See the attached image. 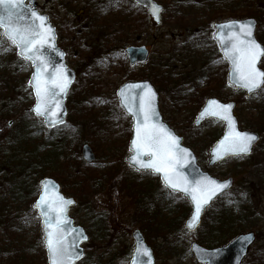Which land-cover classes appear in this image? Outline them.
<instances>
[{
    "label": "rangeland",
    "instance_id": "1",
    "mask_svg": "<svg viewBox=\"0 0 264 264\" xmlns=\"http://www.w3.org/2000/svg\"><path fill=\"white\" fill-rule=\"evenodd\" d=\"M35 1H37L39 11L49 15L51 24L55 26L56 35H58V46L64 50L66 65L75 71L76 79L72 83L66 97L67 121L63 125L65 128H59L60 131L53 129L52 134L42 131L45 137L52 141V143L47 146L45 145L38 151V154H33V160L36 163H40L44 156L49 157L56 153L62 160L59 163L54 162L55 166L53 170L55 173L62 175L69 174L70 167V170H79V173H82L87 181L93 180L90 178V175H98L97 182L100 185L97 192H82L80 198L79 193H76L74 189L78 184H74L69 178L67 181L62 178L64 187L60 178L53 177L62 185L65 195L72 196L77 200V206L71 209L70 216L74 218L75 224L83 226L88 236H90L88 244H84L83 246L85 247V255L78 264H128L134 245L127 230L135 228L142 230L141 227L144 226L145 220H139L143 217L139 210H141L142 206L148 207L147 212L151 216L154 211V205L149 209V201L151 199L161 201L160 205L162 209L166 205L173 206L174 202L186 209L184 217L181 219L182 224L176 221L184 213L178 207L173 206V213L164 211L159 216V218L164 216L171 220L174 219L175 223L171 226L173 227L171 231H161L166 227L164 223L160 225L161 227L157 225V227L162 228L160 230L161 235L155 231H151V229L148 230L150 245L152 248L158 250L155 264H200L196 263L192 253L189 252L191 241L198 242L205 248L213 247L208 246L207 243L200 242L199 238L206 235L203 224L216 211L218 206L226 203V201H230V196L226 195L215 201L214 205L205 213L202 218V224L194 234L184 231L183 228L181 229L184 218L190 212L188 211L189 208L186 205V201L174 200L168 197V194L158 186L156 176L151 174L148 176L143 174L137 175L126 165L124 159L128 155L126 145L129 140L128 128L130 124L127 128L126 118L122 115V110L118 106L114 94L119 85L125 81L149 80L158 92L160 112L164 121L179 136H184L186 146L193 149L196 157H198L199 164L201 166L206 165L208 159L207 151L211 147V144L204 146V144L201 145V141L206 136L212 135V133H215L217 139L221 134L222 124L212 121L202 124L199 129L193 128L191 122L196 110L188 107V105L177 110L175 103L178 99H173L170 92H166L165 90L160 91L158 86L152 82L150 71L152 69L155 72L158 71L161 66L160 61L162 63L169 62L170 73H174L175 75V82H171L174 88L184 85L185 88L192 89L197 84L195 74L208 63L202 58L214 52L212 49L213 39H210L208 33L211 20L204 22L202 18H199L198 21L201 20L200 25H192L185 30L182 27L174 25L172 20H170V17L175 16V9H178L179 14L182 16H192L196 13L195 9L198 10L197 12L203 13L206 8L215 9L216 7H221L225 10L228 8L226 12L235 10L243 14L244 9L252 6V10L256 12L257 17L255 15H251L250 17L258 21L255 36L264 46V41L261 38L262 32L260 33L261 29L264 28V0H157L164 10L161 18L162 23L159 26L153 25L146 15L143 16L142 20V11H139L136 5H132L131 8L129 4L130 0H113L121 6V9L118 6V10L122 14L118 13L115 15L120 20L118 22L122 24L124 14H126L127 18L131 17V22L134 21V24L132 22L128 30H133V26L137 27L131 34L119 36H116L112 32L111 25L97 22L94 14L91 16V13L90 15L88 13L91 7L96 6L97 8L94 12L101 17L103 13L98 14L100 7L103 2L108 4L111 0ZM179 1H181L182 5H178L176 8L175 3ZM185 3L188 5L183 7ZM92 17L94 25L91 29H88L87 27ZM109 18L111 19L112 15ZM229 18L242 19L247 18V16H239V18L225 16L222 20H228ZM137 21L139 22L138 25L136 24ZM82 28L85 29V33L78 32ZM70 39L73 46L69 43ZM7 42L0 43V91L3 92V97L0 98V122H2L0 123V132L4 128H15L17 125L16 120L20 118L19 114L24 113L23 109L26 106L29 109L34 102L30 87L27 85L31 73L30 64L18 57L12 59L10 53L15 48ZM121 43L123 47L117 48ZM83 45L88 49L87 52L80 50ZM129 45H145L150 53L148 62L131 67L126 59L123 60L121 53L124 47ZM89 55L93 56L96 60L95 65L98 67L95 70L91 69V66H83ZM117 56L119 57V62H117ZM202 60L204 61L203 63ZM260 67L264 69V59ZM83 79L101 82V92H87L84 85L82 86L83 90L80 92L82 96L77 103L81 104L85 102L86 106L83 109L76 107V109L83 111L78 118L74 116L77 112L73 114L72 97L74 87L80 86ZM171 88H173L172 85ZM205 90L206 85L202 84L198 92ZM262 90V92L256 95L245 98L246 100L243 102L238 101L240 97H244L243 92H240L238 96L237 93L231 92V88L229 89V87L222 90L224 95L228 97L225 101L233 100L238 103L235 113L241 129H250L248 128L250 123L245 117L244 111L253 110L264 99V87ZM83 93H85V96H83ZM207 93L208 95L205 98L211 96L220 98V93L212 89L207 90ZM71 94L72 101L69 99ZM22 99L26 106L23 105L20 112L12 109L15 107L14 103ZM9 113L10 116L7 117L6 115ZM84 114L87 116L82 119V115ZM21 123L22 125H30L32 121L24 117L21 119ZM68 128H72V134L75 128L77 135L80 137L75 136L66 146L64 145V147L60 148L61 146H58V138L60 136H67ZM197 130L200 131L198 132L201 136L199 146L202 148H195L187 143V139L195 135ZM261 131L263 138L259 145L255 147L251 156L235 161L227 160L210 169L213 177L215 176L222 180L227 177H233L235 181L233 190H236L238 184L245 189L251 205L257 208L253 221H250V227L245 229L246 231L249 228L254 229L258 233L259 231L264 233V185L263 181L260 180L262 173H258L263 172L262 166L264 165V130ZM6 134H0V214L4 210V213L7 211L5 214L8 213L12 216H9V221L5 216H0V264H16L17 261H22L24 264L20 256L23 257L28 254L30 247L31 249L38 248L36 231H38L41 248L43 249L39 217L33 207L37 197L34 191L35 185L33 184L35 180L38 183L39 178L35 177L32 173L25 180L31 186L30 192L34 191L35 195L31 193L29 196L26 192H23L22 197L24 200L20 204L15 203L16 201L14 200L13 202L10 201L13 197H11L12 194L8 189L12 193L13 191L18 192L12 184L15 178L18 177L14 168L24 158L26 150L21 148L19 152L15 151L19 155L20 161H12L14 163L9 166L7 159L3 158V154L7 152L8 155L10 152V144L13 138ZM41 140L38 139L37 142L41 144ZM84 143L89 144L95 152L96 162L93 164L85 165L81 162L79 149ZM105 162L108 164V171H103ZM84 203L88 205L86 206ZM159 218L157 217L152 222L157 224ZM149 240L146 234L147 243H149ZM261 250H264V241L257 243L252 248L251 257L249 256L245 259L243 264H255L252 260V255ZM17 253L23 255L17 256ZM37 255L38 253L36 252L35 254L28 255V260L34 259ZM43 255L45 256V251Z\"/></svg>",
    "mask_w": 264,
    "mask_h": 264
},
{
    "label": "water",
    "instance_id": "2",
    "mask_svg": "<svg viewBox=\"0 0 264 264\" xmlns=\"http://www.w3.org/2000/svg\"><path fill=\"white\" fill-rule=\"evenodd\" d=\"M137 5L140 7L144 8L147 10V13L150 17V19L153 21V23L159 25L161 23V14L163 12V8L161 5L157 3L156 0H134ZM37 2L34 0H22V13L25 16V20L21 21V23H27V24H32L35 22L37 25L40 24V21L36 20L34 17H31V11H35L39 16L46 17L45 26H48L51 28V32L48 33L45 37V43L41 45H37V48L39 49L38 52H36V55L43 57L47 61V67L43 69L40 72V83L41 87H47L54 91L55 96L52 101V112L54 115L50 116H37L35 112L33 111L34 106L37 103V96L35 93V83L30 84L29 81L32 80L34 72H36V67L33 64V61L30 59H25L24 56L19 55V49L14 45L16 48V54L18 55L19 58L25 59L30 62V69L31 73L29 75V80H28V86L32 90V95H33V100L34 103L30 107L29 111H31L36 117L42 119L44 122V125L47 129L56 128L62 126L66 122V96L68 92L70 91V87L72 83L75 81V72L72 69H69L66 66L65 63V53L64 51L57 46V36L55 32V27L51 25L49 21V16L45 14H41L37 10ZM156 6H158V15H153V11L156 10ZM15 11V10H14ZM0 15H6L4 10L0 8ZM229 21H235V20H229ZM239 21H244L248 22L251 21L254 24V27L252 29L253 32V37L255 40L258 42L257 38L255 37V30H256V20L252 17L242 19ZM227 22H218L213 24V29H215V33L213 34V39L216 41L218 44V49L220 50L221 57L223 60H225L227 64V76H226V81L228 86H233L234 89L244 91L246 97L251 96L257 92H259L261 89H258L252 93H249L245 88L240 87L238 84L235 83V79L238 78L237 75L233 72V65L230 60L225 58L224 55V50L222 48V44H227V29H221L220 26L226 24ZM0 30L2 31V35L4 38H6L8 41H10L7 36L5 35L6 33V27H0ZM43 31V29H41ZM215 36V38H214ZM11 42V41H10ZM260 44V43H259ZM262 48L264 46L260 44ZM125 54L127 55L128 62L131 66H135L136 64H145V62L148 60L149 53L144 46H130L126 47L124 50ZM264 57V54H262L259 59L256 62V67L260 71H264V69H261L259 67L260 63L262 62V59ZM66 85L64 91L60 90V87L58 85ZM151 89L152 93L154 95L152 96V106L154 110L158 113V116L155 121H152L150 123H157L162 124L165 126V128L170 131L175 137H178L179 140L177 141L181 149H186L187 151L183 153L182 156H179L177 162H176V170L177 172L187 179L189 182L190 187L196 186L193 184L194 181H200L201 184L199 185L203 192L202 194L204 196H211V199L208 201V205H205L202 207L201 212L199 213L198 221L195 223L194 227L189 230L186 228V224L189 219L193 216L195 212V203L192 201L191 195H186L182 191H176L173 192L170 188H165L163 180H162V173H155L152 170H143L141 169L140 171H137V166L134 165V161L130 159L131 156L135 154V151L130 149L132 148V140L136 138V131H135V126H136V119L133 117L131 112H128L126 108L123 106L121 103L122 97H121V92L124 93V95L127 96H135L136 97V103L133 108V111H139V97L140 96H147L148 95V89ZM115 96L118 99V104L122 108V111L125 116L130 118L131 124V133L127 145V149L129 151L128 156L125 158L126 163L128 167L130 166L133 170L137 172H151L152 174L156 175L160 182L162 183L163 187L170 191L171 193H175L181 197H185L189 204H190V214L186 217L184 220V230L190 233H194L195 230L199 227L201 224V218L205 214V211L207 208L211 206V204L216 200L217 197L224 195L225 192L230 191L233 188V178L228 177L225 178L224 180L219 179L218 177H213L208 171H205L200 165L198 164L197 157L195 156L193 150H191L189 147H186L183 145V137L178 136L175 131L167 125V123L163 120V116H161L160 111H159V95L158 92H156L155 87L153 84L150 83V81H126L124 84H122L115 92ZM216 101L218 102L217 104H211L210 101ZM59 103V107H56V103ZM226 104H231L232 108L230 109L232 117H234L235 121V128L240 131V132H248L250 134H253L254 136L257 137V139L253 142L251 146V151L246 154V155H241V156H235V155H227L224 156L223 158L216 159L214 158L216 156L217 151L223 147L220 144V141L224 139V136L228 133V122L225 121L222 117L220 116H212L208 113H205L204 115H201L202 112H204L205 108H208L210 111L212 110H219L218 105H226ZM236 108V103L235 102H223L219 101L215 97H209L204 101V104L201 106L200 110L196 113L195 117L193 118L192 125L195 128H200L201 124L206 122V121H212L215 120L217 122H220L223 124V130L221 133V136L213 143L212 147L208 150V162L207 166L208 167H213L217 163L223 162L225 159L228 158H235V157H246L249 156L255 147L256 143L260 140V134L257 132H253L250 130H240L239 123L237 120L236 115H234V110ZM48 120H53L55 121L53 124H49L47 121ZM11 124V123H10ZM10 126V125H9ZM81 156L82 160L85 163L91 164L95 160V155L94 152L91 150L88 144H85L81 147ZM179 155V154H178ZM139 159L142 160H149L151 157L143 152H141ZM206 180H212L216 181L217 184L213 185L210 183H206ZM40 186V191L39 194L37 195L38 197L36 198L34 202V208L37 211L38 217L40 218V224L43 232V238H44V248L46 249V259L48 264L49 262V253L48 250L45 246V215L44 211L48 212L49 217L52 218V224H53V233L55 238V234L59 233L60 235L63 236L65 243L71 244L73 240L75 241V248L77 253L79 254L77 258L73 259L72 264H77L80 262V260L83 259L84 256V247L81 246L83 243H88L89 237L86 235L84 227L80 225H74V219L69 216V210L70 208L76 206L75 200L72 197H67L63 195L61 192V186L60 184L50 178V177H44L39 181ZM217 185H220L221 187H217ZM214 193V194H213ZM41 194L44 195L45 197V204H44V211L41 210L40 206H37V201L40 199ZM201 193H197V195H200ZM61 198H63V202L61 201ZM67 201H72V203H66ZM59 207H64L66 211L64 212L63 215L59 216V223H57V212L56 209ZM131 237L133 239V245L134 248L132 250L131 254V260L129 264H155V255H153V251L146 244L144 235L138 230L134 229L131 232ZM83 237H87L84 239ZM255 242V233L253 231H250L249 233L246 234H239L237 237L232 239L228 244L223 245V246H218L217 248L214 249H205L203 248L200 244L197 242H192L189 250L193 254L196 262L202 263V264H242V260L249 254V248L250 246ZM140 249V251H137ZM143 249L148 250V254L146 255L143 251Z\"/></svg>",
    "mask_w": 264,
    "mask_h": 264
},
{
    "label": "trees",
    "instance_id": "3",
    "mask_svg": "<svg viewBox=\"0 0 264 264\" xmlns=\"http://www.w3.org/2000/svg\"><path fill=\"white\" fill-rule=\"evenodd\" d=\"M131 3H133V1H130ZM176 2L175 3V7L177 8L178 5H182V3ZM188 4H184V6H186ZM193 5V4H190ZM118 6L121 9V6L119 5L118 2H115L113 0H111L110 3H105L103 2L102 6L100 7V11L98 14L103 13L100 16L97 15V13H95L94 11H96V6L91 7L90 11H88L89 15L91 13V16L94 14L95 19L97 20V22H100L104 25H111L112 27V32L116 35H123V34H131V32L137 28L136 26H133V30H128V27L132 25V22L134 24V21L131 22V17L126 16V14H124V20H122V24L115 15L118 13H121L118 10ZM133 6H135V4L133 3ZM229 6V5H228ZM227 6V7H228ZM138 8V7H137ZM139 9V8H138ZM174 9V8H173ZM228 8H226V10L224 8L221 7H216L215 9H211V8H206V10L203 13L197 12L198 10L195 9V14L194 15H189V16H182L179 14V10L175 9V16L173 15V17H170V20H172V22L174 23V25L179 26L184 28L185 30L188 29L189 27H191L192 25L197 26V24L200 25L201 20L198 21L199 18H202L204 20V22H209V20H211V22L213 20H218V19H224L225 16L227 17H234V18H239L240 17H250L251 15H255L256 16V12L252 10V6H249L248 8L243 10V14H241L240 12H236L235 10H232L231 12H226ZM139 11H144L139 9ZM107 14H108V20H107ZM112 15V18L110 19L109 16ZM137 17V16H136ZM257 17V16H256ZM138 18V17H137ZM91 22L89 23V26L87 27L88 29H91V27L94 25L93 23V17L90 19ZM142 20H143V15H142ZM203 22V23H204ZM138 21L136 22V24L138 25ZM202 23V24H203ZM201 24V25H202ZM210 26V25H209ZM209 29V28H208ZM124 31V32H123ZM78 32L81 33H85V29L82 28L80 30H78ZM123 32V33H120ZM262 32V40L264 41V28L261 29L260 33ZM77 33V32H76ZM2 33L0 32V41L2 43H6V39L1 37ZM9 45L11 43H9V41L7 42ZM70 45H72V41L70 39ZM73 46V45H72ZM123 47L122 43L121 45L119 44V46L117 48ZM212 48L214 50L213 53L209 54V56L206 57L207 59V65L202 68L199 69L197 71V73L195 74V80H196V86H193L192 89L189 88L187 89V91L185 90V86L184 85H180L176 88H171V85H173L171 82H175V75L174 73H170L169 70V62L166 63H162L161 61L159 62L161 66L158 69V71L155 72L154 69H152L150 71V77L152 79V82L158 86V89L160 91L165 90L166 92H170L172 94L173 99H178V101H176L175 105L177 110H179L182 107H185L186 105H188V107H192V109L194 110H198L200 109L202 102L205 98L206 95H208L207 90H214L219 94L220 99H228L227 96L224 95V93L222 92V90L226 87V83L224 81L225 79V74H226V69H225V63L224 61L221 59L219 51L216 49L215 45L213 44ZM81 51L83 52H87L88 49L83 45L80 48ZM10 57H12V59H16V50L12 49V52L10 53ZM123 60L126 58L125 54L121 53ZM91 58V59H90ZM93 58V59H92ZM118 56H117V62H119L118 60ZM10 60V59H8ZM204 60V59H203ZM202 60V63L204 62ZM206 61V60H205ZM96 60L94 59L93 56L89 55L88 59H86V61L83 63V66H91V69L95 70L96 66L95 65ZM134 79V78H132ZM170 82V83H169ZM205 84L206 85V90L205 91H199L200 85ZM84 85L85 89L87 92H91V93H100L101 92V82H94L91 79L87 80V79H83L82 83L80 84V86L74 87V92H73V97L72 94L69 96L70 101H72L73 99V104H72V108L73 110V114L75 112H77L76 114H74L75 117L79 118V115L83 113L82 110L80 109H76V107H80L81 109H83V107L86 106V103L83 102L81 104H78L77 102L81 99L82 94L80 93L83 88L82 86ZM85 92V93H87ZM231 92H235L238 94V96L240 95V92L237 91H233L231 90ZM85 93H83V96H85ZM189 95V96H186ZM3 97V92L0 91V98ZM72 97V99H71ZM24 99V98H23ZM20 100L19 102L14 103L15 107H13L12 109H16L20 112V109L22 108V106H26L24 103V101ZM86 99V98H85ZM84 99V100H85ZM245 97H240L238 99V101H245ZM28 102V100H27ZM71 105V103H70ZM255 109V112H254ZM253 110H245L244 114L245 117L247 118L248 122L250 123L248 125V128L250 129H254L257 130L259 133H262L261 130H264V99L260 101V103H258L256 105V107ZM23 111H25L20 115V118L18 120H16L17 125L15 126V128L12 129H7L4 128L1 130L0 134H5L8 136H12L13 141L10 144V152L7 155V152H4L3 154V158L7 159L8 165L11 166L12 163L16 162L17 160L20 161L19 155L15 153V151H18L22 148L26 150V155L24 156V158H22L21 162L16 164V167L14 168L16 171V174L18 177L15 178V181L12 183L13 186L15 187L16 190H18V192H11L10 189H8L10 191V193L12 194L11 197L12 200H10L11 202L16 201L15 203L20 204L22 202V200H24V198L22 197L23 192H26L28 195L31 193H35L37 194L39 191V185L37 183V180L34 181L35 188L33 192H30V184L26 183L25 180L27 178V176H30V174H34L35 177L37 178H42L45 175L48 176H53V177H58L60 178V180L62 181L63 184V179H67L69 178L74 184H78V186L76 188H74L76 190V193H79V196L81 198V193L82 192H97L100 185L97 182V177L98 175L96 174H92L90 175L91 179H93L92 181H87L86 178L83 177L82 173H79V170H70L69 167V174H58L55 173V171L53 170L55 163L57 162L59 163V161H61L62 159L59 158L58 155H56V153L52 154L49 157H43V159H41L40 163H36V161L33 160L34 155L33 154H38V151H40L45 145L47 146L48 144H51L52 141H50L49 139H47L45 137V135L43 134L42 131H46L49 134H52L53 131H48L44 128L42 122L38 121L36 117L33 116V114L28 111V107L26 106L25 109H23ZM98 115V113H97ZM7 117L10 116V113L6 115ZM87 115L84 114L82 115V119H84ZM96 116V115H95ZM1 117H5V116H1ZM27 117V119H29L30 121H32V123L30 125L26 124V125H22L21 123V119ZM17 118V117H16ZM127 119V118H126ZM95 120V119H94ZM128 121V119H127ZM2 123V122H0ZM4 125V124H2ZM30 126V127H27ZM65 128V127H63ZM61 128V129H63ZM31 131V132H30ZM58 131H60V129H58ZM77 131L74 128V133L72 134V128H68V133L67 136H63V137H59V143L58 146L60 148L64 147V145L66 146V144L73 139L75 136H79L76 133ZM200 131H196L195 135L191 136V138L187 139V143H189L190 145L194 146L195 148H200L201 146L199 141L200 140V135L199 133ZM44 136V138H43ZM80 137V136H79ZM38 139H42L40 141L41 144H39L37 141ZM77 140V139H75ZM216 140V135L215 133L212 135H208L205 137L204 140L201 141V145L204 144L208 145V144H213V142ZM57 146V143H56ZM202 148V147H201ZM78 149V146H77ZM32 155V156H31ZM8 156V158H7ZM105 159V158H104ZM238 158L235 159H230L231 161H235ZM14 161V162H12ZM81 163V162H80ZM108 163V162H107ZM80 167V166H79ZM44 168H46L44 171ZM263 168V172H258V173H262L260 180L263 181V185H264V165L262 166ZM80 169V168H79ZM108 164L103 165V171H108ZM47 171V172H46ZM263 178V179H262ZM64 185V184H63ZM11 186V187H13ZM13 187V188H14ZM65 187V185H64ZM34 193V195H35ZM226 195H229V199L230 201H226V203L221 204L220 206H218V208H216V211H214L212 213V215L207 218V220L205 221V223L203 224L204 229L206 230V235H203L200 239V242L202 243H207L208 246H217V245H223L228 243V240L235 237L236 235H238V233L240 232H244L246 231L245 228L250 227V221H253V217L255 216V212L257 210V208H254L251 205V202L248 200L247 198V192H245V189L242 188L239 184L237 185L236 190H232L229 193H226ZM225 195V196H226ZM30 196V195H29ZM168 197H171L174 200H185L184 198L179 197L178 195H174V194H169L168 193ZM156 201H158V199H155ZM154 199H151L149 202V209L150 207H152V205H154V211L152 212V215L149 216L147 212L148 207L142 206L140 213L142 214L143 217H141L139 220H145V224L142 228L141 231H143V234H147V238L149 240V234H148V230L151 229V231H155L157 234L161 235L160 230L162 228L157 227V225H161L164 223V225H166V227H164L161 231L165 232V231H171V229H173L174 225V219L171 220L168 217H161L159 218V216L162 214V212L164 211H168L170 213H173L172 208L173 206L178 207L179 209H181V211H183L184 213L178 217V219H176L177 222H180V224H182V218L184 217V214L186 212V209L181 207L179 204H176L175 202L173 203V206L170 205H166L163 206V209L161 208V205L159 204L160 201H158V203H156ZM186 201V200H185ZM165 202V201H164ZM86 206L88 205L87 203ZM186 205H187V201H186ZM7 212V211H6ZM5 212V213H6ZM4 210L1 212L0 216H5V218L9 221L10 218L9 216H12L11 214H3ZM90 215V214H88ZM169 215V214H167ZM157 217L159 218V222L157 224H154L152 221L156 220ZM5 220V219H4ZM161 227V226H160ZM182 229V227H181ZM250 229V228H249ZM129 232V230H128ZM257 239H258V243L261 241H264V233L262 231H259L258 235H257ZM150 243V240H149ZM38 245L39 247L36 249H31V247L29 248L30 250L28 251V254H35L38 253L39 255V250H40V255H42L44 253V249L41 248V243L40 240L38 241ZM21 253H17V256H20ZM155 255H158V250H156L155 248ZM25 256H21L24 264H25V260L23 259ZM251 257V256H250ZM30 262L32 264H37V262L34 259H29ZM252 260L254 261L255 264H264V250H261L260 252H257L255 254L252 255ZM28 263V264H29ZM16 264H23L22 261H17ZM27 264V263H26ZM89 264V263H87Z\"/></svg>",
    "mask_w": 264,
    "mask_h": 264
},
{
    "label": "snow or ice",
    "instance_id": "4",
    "mask_svg": "<svg viewBox=\"0 0 264 264\" xmlns=\"http://www.w3.org/2000/svg\"><path fill=\"white\" fill-rule=\"evenodd\" d=\"M22 0H0V8L4 10L6 15H0V27H6L5 35L13 45L19 49V55L24 56L25 59L33 61L36 67L30 84L35 83V93L37 96V103L33 111L37 116H50L54 115L52 112V101L55 93L47 87H41L40 72L45 69L47 61L36 55L39 51L37 45L45 43V37L51 32V28L45 26L46 17L39 16L34 10L31 11V17L40 21L37 25L35 22L32 24L21 23L26 18L22 13ZM15 10V11H14ZM158 6L153 11V15H158ZM253 22L248 21H228L226 24L221 25V29H227V44H222L225 58L230 60L233 65V72L238 78L235 83L240 87L245 88L249 93L264 87V71H260L256 67V62L259 57L264 54V48L253 37L252 29ZM43 29V31H41ZM215 38V36H214ZM2 43V42H0ZM61 91H64L66 85H58ZM152 93L148 89L147 96L139 97V111H133L136 103L135 96H125L121 92V103L128 112H131L137 123L135 126L136 138L132 140V148L135 154L130 157L134 161L133 166H137V171L152 170L155 173H162V180L165 188H170L173 192L182 191L186 195H191L192 201L195 203V212L191 219L188 220L186 228L191 230L195 223L198 221L199 213L202 207L208 205L211 196H204L203 190L199 186L200 181H194L196 186L190 187L187 179L182 177L176 170V162L179 156L185 153L186 149H181L178 144V137H175L168 131L164 125L157 123H150L155 121L158 113L152 106ZM211 104H217L216 101H210ZM56 107H59L57 102ZM219 110L210 111L208 108L204 109L201 115L208 113L212 116H220L228 122V133L224 139L220 141L221 147L214 158L220 159L227 155L241 156L246 155L251 151L253 142L257 139L256 136L248 132H240L235 128L234 117H232L230 109L231 104L218 105ZM49 124L55 121L48 120ZM141 152L149 155L151 159H139ZM179 154V155H178ZM206 183L216 185V181L206 180ZM217 187H221L217 185ZM201 193L197 195V193ZM214 194V193H213ZM63 202V198H61ZM66 203H72L67 201ZM45 197L41 194L40 199L37 201V206L41 207L44 211ZM66 209L59 207L57 212V223H59V216L63 215ZM45 219V246L49 253L50 264H72L73 259L78 257L75 248V241L71 244L65 243L64 238L59 233L55 234L52 231L53 224L52 218L49 217L48 212L44 211ZM86 239L87 237H83ZM137 251H140L138 249ZM147 255L148 250L143 249Z\"/></svg>",
    "mask_w": 264,
    "mask_h": 264
},
{
    "label": "flooded vegetation",
    "instance_id": "5",
    "mask_svg": "<svg viewBox=\"0 0 264 264\" xmlns=\"http://www.w3.org/2000/svg\"><path fill=\"white\" fill-rule=\"evenodd\" d=\"M130 1H133V3H134V0H130ZM129 1V4H130V6H131V8H132V5H133V3H131ZM135 4V3H134ZM136 5V4H135ZM137 6V5H136ZM138 7V6H137ZM139 8V7H138ZM139 9H141V8H139ZM142 10V9H141ZM144 11H142V15L144 16V15H148L147 14V11L145 10V9H143ZM148 18H149V16H148ZM150 19V18H149ZM151 21V20H150ZM38 231H36V239H37V241H39L40 240V238H38ZM45 257H46V255L44 256L43 254L42 255H37V256H35V260H36V262H37V264H46V259H45ZM24 260H25V264L27 263H29L30 261L28 260V255H26L24 258H23ZM32 259V258H31ZM21 260H22V258H21Z\"/></svg>",
    "mask_w": 264,
    "mask_h": 264
}]
</instances>
